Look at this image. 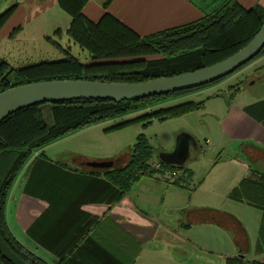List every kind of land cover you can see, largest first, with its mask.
Returning a JSON list of instances; mask_svg holds the SVG:
<instances>
[{"label": "crops", "instance_id": "1", "mask_svg": "<svg viewBox=\"0 0 264 264\" xmlns=\"http://www.w3.org/2000/svg\"><path fill=\"white\" fill-rule=\"evenodd\" d=\"M223 1L87 0L82 13L94 23L109 15L145 37L196 21L210 11L211 4L218 6ZM236 1L247 10L264 9V0ZM1 3L0 14L11 6L15 8L0 27V45L4 40L20 38L28 29L30 38L50 44L49 38L56 41L59 30V37L65 33L69 43L77 45L67 34L71 17L57 0ZM58 44L60 48L54 46L58 51L70 53V46ZM43 105L51 113V105L42 104V110ZM241 111L244 126L237 127L236 134L242 128L250 134L239 137L243 141L237 150L246 158L236 156L232 162L226 179L229 191L223 193L233 209L193 204L188 199L197 191L192 172L180 178L181 185L171 184L164 174L142 176L120 198V191L104 171L85 165L103 157L74 153L71 167L62 159L65 152L54 159L44 153L45 146L25 163L9 191L5 219L10 232L49 264H184L204 263V259L210 262L211 257L219 258L221 264L234 257L264 263V98L243 104ZM92 127L64 139L91 131ZM123 156L118 157V164ZM245 182L250 185L248 195L242 199L230 196ZM203 184L204 179H200L198 188Z\"/></svg>", "mask_w": 264, "mask_h": 264}, {"label": "trees", "instance_id": "2", "mask_svg": "<svg viewBox=\"0 0 264 264\" xmlns=\"http://www.w3.org/2000/svg\"><path fill=\"white\" fill-rule=\"evenodd\" d=\"M57 1L59 7L71 17L67 34L74 43L88 52L89 62L80 61L66 50L63 59L20 66H12L1 59L0 92L18 85L55 79L132 83L194 71L236 53L256 35L264 21L263 8L247 10L236 0H224L196 21L140 37L109 15H104L97 23L88 20L82 13L87 0ZM14 8L15 5L0 14V27ZM49 40L60 48L56 41L51 38ZM262 56L264 48L234 73ZM227 77L197 88L137 101L115 103L109 100L82 99L53 103L50 104L53 120L51 126L45 122L42 104L23 108L0 121V264H49L13 236L5 219L6 203L13 182L36 151L76 131L141 109L164 105L172 99L214 86ZM203 104V101H189L160 107L146 114V118L165 120L179 117L201 109ZM131 151L126 166L102 170L105 177L120 191V198L142 176L168 174L175 177L177 175L173 173L178 174L179 168L184 167L168 165L159 159L154 164V149L144 135L139 136ZM157 163L159 167H156ZM186 173L191 174L188 170ZM180 180L175 179L170 183L181 185ZM249 189V183L245 182L235 188L230 196L242 199L248 195L246 193ZM255 263L238 257L227 260V264Z\"/></svg>", "mask_w": 264, "mask_h": 264}, {"label": "rangeland", "instance_id": "3", "mask_svg": "<svg viewBox=\"0 0 264 264\" xmlns=\"http://www.w3.org/2000/svg\"><path fill=\"white\" fill-rule=\"evenodd\" d=\"M4 3H1L3 5ZM217 6L215 2L209 7L210 10ZM5 8V5L2 9ZM27 30V29H26ZM31 30L13 41H2L0 45V57L12 66H20L28 63H39L42 61H54L63 59L61 53L43 39L30 38ZM55 34L54 39L64 48H67L72 56L82 62H89L88 53L82 51L77 45L69 43L65 33ZM259 98H264V58L243 67L222 82L200 90L189 93L178 99H172L164 105L155 108H145L122 117L110 119L98 123L91 131L80 135L59 139L47 145L44 153L57 158V154L65 152L62 156L71 167L74 153H82L90 157H103L100 161L114 160L122 156V161L115 164L114 168L119 169L127 165L130 160L131 149L139 136L144 135L154 149L153 161H157L161 152L172 151L176 139L181 133H190L198 143L197 149H191V156L184 167H180L178 175L173 177L165 175L168 182L187 176V170L193 173V185L197 191L188 196L193 204L199 203L205 207H225L233 209V204L223 197V193L229 191L227 177L233 168L236 156L245 159L244 154L237 150L240 143L239 137L250 134V130L242 128L239 135L237 127L244 126L242 123L241 107L243 104L252 103ZM204 101V108L179 117H171L165 120L146 118V114L158 110L160 107H170L185 102ZM43 115L48 126L53 124L50 111L47 105H43ZM126 123V124H125ZM122 124V125H121ZM118 125H121L118 127ZM116 127V128H115ZM112 132L106 133L110 129ZM208 141V142H207ZM72 152V153H71ZM105 157V158H104ZM195 158H198L197 161ZM97 160L98 159H94ZM155 164V162H154ZM156 175V174H155ZM154 176V175H153ZM200 179L204 184L198 188ZM225 181V182H224ZM11 201V198L10 200ZM10 203L7 205V212ZM237 211V209L234 208ZM237 213H239L237 211ZM24 242V241H23ZM221 249V248H220ZM228 251V250H227ZM203 255H206L205 253ZM210 262H185L184 264H221L219 258L211 257ZM161 264H169L162 262Z\"/></svg>", "mask_w": 264, "mask_h": 264}, {"label": "water", "instance_id": "4", "mask_svg": "<svg viewBox=\"0 0 264 264\" xmlns=\"http://www.w3.org/2000/svg\"><path fill=\"white\" fill-rule=\"evenodd\" d=\"M263 48L264 21L256 35L236 53L194 71L132 83L55 79L18 85L0 92V121L33 105L82 99L120 103L208 85L233 74L260 54ZM192 148H198L195 137L190 133H181L176 139L174 149L161 152L158 158L168 165L184 166L191 156ZM85 165L93 169L106 170L114 168L115 162L88 161Z\"/></svg>", "mask_w": 264, "mask_h": 264}, {"label": "built area", "instance_id": "5", "mask_svg": "<svg viewBox=\"0 0 264 264\" xmlns=\"http://www.w3.org/2000/svg\"><path fill=\"white\" fill-rule=\"evenodd\" d=\"M207 142H208V141H207ZM159 166H160V164H159V163H157V164H156V167H159ZM173 175H177V173H176V172H174V173H173Z\"/></svg>", "mask_w": 264, "mask_h": 264}]
</instances>
